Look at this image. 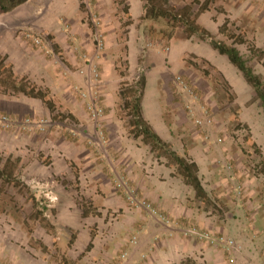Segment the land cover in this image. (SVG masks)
<instances>
[{
  "label": "rangeland",
  "instance_id": "374dc122",
  "mask_svg": "<svg viewBox=\"0 0 264 264\" xmlns=\"http://www.w3.org/2000/svg\"><path fill=\"white\" fill-rule=\"evenodd\" d=\"M199 1L203 2L204 0ZM79 3L83 6V20L90 29L92 40V50L90 52L83 50L75 52L79 56V61L82 62L81 66L69 67L66 65L68 69L65 68L63 65L65 63L64 59L53 42L52 36L41 31L35 21L28 20L18 23L15 30H13L17 33L22 32L23 38L30 40L35 47L42 48L53 63L60 65L62 74L73 81L71 89L78 104L76 105L75 114L63 110V106L59 104L57 98L53 99L54 112L51 114L48 110L46 116L25 115L19 117L0 112V115L13 120H23V122L28 120L34 123L26 128H3L0 125V131L3 132L0 138L3 142L2 145L0 144V167L5 163L10 164L9 167L13 169L12 173L15 177L12 183L0 180V234H3L5 240L8 239L11 243L16 242L19 246L21 245L18 240L24 241V238L35 236L37 239L33 238L34 241L29 243L30 247L41 248L43 252H48L51 249L47 250V247L43 246L42 239H46V241L52 239L56 246L54 250L58 251L57 238L62 239L63 236H66L69 238L68 247L70 248L77 230L70 227H59L56 222L60 218L59 213L56 208L49 205H57L58 203V197L52 194V189L57 187L67 190L73 189L78 193L81 186L84 187L77 179L82 172L83 165L78 163V160L69 158L65 160V165L63 164L60 159L62 153L59 154L61 152L59 149L60 141L73 144L85 143L91 151H94L99 162V168L111 178V186L123 192V188L118 187V184L125 182L123 173L128 171L124 170L123 164L118 161L116 154L110 153L109 148H107L109 143L104 129V118L106 114H111L112 120L117 123L120 130L126 131L128 135L131 119L128 114L131 97L129 95L125 96L126 94H124V98L119 96L121 86L125 89H131L136 86L135 83L140 78L145 79L151 71L155 74L157 70L163 69L164 81L160 85V94L164 122L173 135L182 136L181 141L185 150L189 141L196 142V140H200L199 142H201L206 153L203 163H201L202 173H210V177L213 176L211 182L204 183L205 186L207 185L209 200L201 201L195 198L194 201H191L199 210V220L208 223L212 228H202L194 223H187L184 225L185 227L183 226L184 228L182 227V235L185 238L197 239L203 242L207 248L211 249L213 255L220 257L218 260L221 264H236V258L246 250L248 253H252V246L256 247L258 254H260V251L261 254L263 253L264 260V112L259 101L254 98L253 90L240 77L241 81L249 87V91L248 88L241 89L238 85L235 86L236 92L241 95L242 99L245 98V101H239V105L233 88L214 67L199 59L192 60V56H185L184 59L187 64L196 65V67H192V70L199 80L204 81L205 84H202L206 87L207 96L203 97L199 92L194 91L191 86L195 99L190 97L188 93L178 94L174 79L177 75L182 76V74L173 73L170 69H167L166 50L172 37H184L183 32L180 33V28L165 27L161 39L154 32H147L144 44H147L148 48L143 44L137 57V64L133 69H129L126 60L125 41L127 30L120 28L116 37L118 46L110 50L114 57V63L109 69V76L112 75L115 79L119 78L120 83L117 90H114L113 99L104 102L101 93L102 68L99 63L105 49V36L102 31L101 20L93 9L92 0H79ZM170 4L176 9H180L185 4H189V1L170 0ZM233 5V3H227L226 5L221 0H210L209 11L213 10V15L216 14L222 17L227 15L225 10L233 8ZM115 8L118 11L120 9L124 11L126 8L124 0H117ZM193 9L196 11L198 6L193 5ZM6 13L0 14V17H6V15L3 16ZM121 17L122 24L127 19H125V16L124 18ZM92 18H95L97 26L93 25ZM224 24L223 31L211 35L212 38L226 45H235L232 42L233 39L238 41L242 38L245 42L237 44L238 51L254 74L260 77L264 85V46L258 47V42L256 43L255 40L250 39L251 35H249V38L246 35L252 29L251 20L241 21L237 25L235 21L225 17ZM63 28L68 42L70 44L77 43L78 37L72 32L70 25L64 23ZM95 33L100 36L99 39L102 41L100 50L95 47ZM26 34L39 37L41 39L40 45H36L30 37L25 36ZM201 41L209 44L208 39ZM155 48L158 50H153ZM94 58L95 60L92 62L91 59ZM59 61L63 63L61 64ZM151 64H157L158 66L153 69ZM91 69H94L95 72ZM80 80L82 81L80 82ZM82 92L92 94L102 108V115L97 121L90 119L86 108L90 98L81 97L80 93ZM0 95L3 97V101H11L13 99L11 97L21 94L15 96ZM79 110L85 112L86 117H82L83 115L78 116ZM207 117L210 120L208 125L198 127L194 123L195 119L204 120ZM197 128L201 129L202 132L197 133ZM14 131L25 134L24 136L29 133L37 134L39 144L36 146L24 144L19 149L16 147L14 149L12 147V140L15 138ZM55 140H57L56 144H54ZM56 157L59 160H56ZM50 173L66 174L54 176V179H51ZM39 175H47V178L39 177ZM71 175L76 179H73ZM14 183H16V186L13 185ZM210 184L212 186L208 187ZM126 191L124 192L126 193ZM63 198H68L70 202L74 199L77 208L82 211L78 212L67 206L70 210L63 213V215L68 216L63 217L66 221L74 222V220L79 221L84 218L83 221L91 225L89 228L92 233L99 231L101 236H105L109 230H113L124 235L125 231L122 230L121 225H123L127 212H125L123 206L120 209L117 207L114 210L98 211V208L94 207L91 201L83 196L70 194L63 196ZM129 207L148 214L145 210L136 208L134 205L129 204ZM83 208L87 212L86 216H83ZM155 211L159 217L148 216L157 224L167 223V220L156 209ZM101 220H104V224L101 223ZM225 224H227V233L219 232L216 227ZM237 230H241L240 232L244 236L248 234V238H246L247 236L244 238L248 243L247 246L243 247L241 240L230 237L232 232ZM131 236H135V233ZM219 239H222V242ZM229 241L233 242L231 247L225 244ZM132 242H134V238ZM22 247L26 248V244H23ZM84 255L86 254L83 253L82 256ZM122 255H126L125 252L119 251L114 264L125 261V258L122 259ZM212 258L215 257L212 256ZM50 259H55L54 262L59 261L54 254L51 255ZM66 261L70 264H78L77 260ZM262 264H264V261Z\"/></svg>",
  "mask_w": 264,
  "mask_h": 264
},
{
  "label": "crops",
  "instance_id": "0c3cea01",
  "mask_svg": "<svg viewBox=\"0 0 264 264\" xmlns=\"http://www.w3.org/2000/svg\"><path fill=\"white\" fill-rule=\"evenodd\" d=\"M116 1L92 0L93 9L101 20L102 31L105 36V49L99 61L102 68L101 93L104 102L113 99L114 90H117L120 83L119 78L115 79L112 75L109 76V69L114 63V57L110 50L118 46L116 37L120 28L127 30L125 41L126 60L129 69H133L137 64L139 51L146 41V33L154 32L161 39L163 30L167 27V21L163 19L156 21L142 19L144 16L143 0H124L127 13L121 9L118 11L115 8ZM221 1H224L226 5L227 3L234 4L233 8L225 10L227 15L219 17L216 14L213 15V10H207L197 16L196 22L211 35H215L219 33V28L223 25L225 17L235 21L237 25L241 21L247 22L250 19L252 29L246 33L247 38L251 35L250 39L255 40L256 43L258 42V47L264 46V0ZM5 15L4 18L0 17V56H6L15 76L27 77L38 88L48 89L49 96L53 99L57 98L59 104L63 106V110L75 114L78 103H76L71 89L73 81L62 74L60 65L53 63L42 48L35 47L30 40L23 38L22 32L17 33L13 30H15L18 23L28 20L35 21L41 31L52 36L53 42L64 59L65 63L63 65L65 68L67 66H81L82 62L79 61V56L75 52L81 50L90 52L92 50V40L90 29L83 20L84 13L80 8L79 0H27L23 5L3 16ZM121 16L123 18L125 16V19L127 16L131 23L123 26ZM64 23H68L72 32L77 35V43L70 44L68 42L63 28ZM179 28L182 34V28ZM198 39L196 35L190 38H185V36L181 38L172 37L166 50L167 69H170L173 73H181L192 89L205 97V95L207 96V90L205 85L202 84L204 81L199 80L192 70L193 64H187L184 58L185 56H192V60L205 61L214 67L233 88L237 102L240 105L239 101H245V98H241V95L236 92L235 86L238 85L241 89L248 88L249 91V87L242 82L244 79L241 81V74L225 56L217 53L205 41ZM144 45L148 48L147 44ZM233 46L239 50L237 44ZM94 60L95 58L91 59L92 62ZM59 63L62 64L63 62L59 61ZM151 66L156 69L158 65L151 64ZM149 74L145 77V86L141 98L142 116L162 140L171 144L172 149L177 154L186 155L197 164L201 185L208 196L207 185L205 186L204 183L211 182L213 176L210 177V173H202L201 163L205 158V149L199 142L200 140H196V142L189 141L185 150L181 141L182 136H175L171 133L164 122L161 105L160 85L164 81V71L161 69L157 70L155 74L152 71ZM11 98H13L11 101H3L4 99L0 95L1 113L19 117L25 115L46 116L48 114V109L41 100L24 95ZM77 114L86 117L85 112H82V110H79ZM104 129L109 143V147H107L109 152L116 154L118 161L123 164L124 170L128 171L123 173L127 191L134 192L138 198L150 203L167 220V223L157 224L148 216L149 214L129 207L125 197V189L122 192L111 186V178L99 168V162L94 151H91L85 143L73 144L61 140L59 146L61 152L59 154H62H60V159L64 165L65 160L68 158L76 159L78 163L83 165L82 172L77 179L84 187L81 186L78 193L73 189L67 190L59 187L52 189V194L58 197V203L49 206L56 208L59 213L60 218L56 221L59 227H70L77 230L75 231V239H73L69 248L68 237L57 238L58 251L54 250L56 246L52 239L50 241L42 239L43 246L47 247V250L51 249L48 252H43L41 248L30 247L29 243L37 239L35 236H33L34 239L27 237L24 238V241L18 240L21 245L19 246L16 242L11 243L8 239L5 240L3 234H0V264H70L66 260H77L78 264H114L119 251H124L126 254L125 261L122 264H180L186 259L193 260L195 264H221L218 260L220 257L213 255L211 249L207 248L203 242L197 239L185 238L181 233L182 227L187 223H194L202 228H212L208 223L199 220V210L191 202L195 200L193 189L185 185L178 176H171L172 170L163 165L162 160L158 162L153 157L149 147L144 145L140 139H133L129 137V134L127 135L126 131L120 130L117 123L112 120L111 114L105 115ZM198 132H202L201 129L197 128ZM2 135L3 132L0 131V138ZM24 135L14 131L13 148L19 149L24 144L34 146L39 144L37 134ZM56 142L57 140L54 141V144ZM0 144H3L2 139H0ZM55 159L59 160L58 157ZM65 174L50 173L49 176L54 179V176ZM41 176L47 178V175ZM41 176L39 175V177ZM71 177L76 179L72 175ZM211 186L210 184L208 187ZM70 194L89 199L93 206L98 208V211L114 210L117 207L120 209L123 206V209L127 212L123 225H121L122 230L125 231L124 235L113 230H109L105 236H101L99 231L92 233L89 228L91 225L86 224L83 221L84 218L79 221L74 220V222L66 221L63 217L68 216L63 215V213L70 210L67 206L82 212L77 208L74 199L70 202L68 198H63V196ZM101 223L104 224V220H101ZM226 227L227 224L218 225L216 228L219 232L227 233ZM240 231L232 232L230 237L241 240L243 247H245L248 243L244 238L246 236L248 238V234L244 236ZM112 233L114 235H111ZM134 233L135 236H131ZM133 238L134 242H132ZM89 243L90 247L87 248ZM23 244H26V248L22 247ZM251 250L252 253L244 250L245 252L236 258V264H262L264 261L263 253L261 254L260 251V254H258L256 247L253 246ZM83 253L86 255L82 256ZM53 254L59 261L54 262L55 259H50ZM212 256L215 258L213 259Z\"/></svg>",
  "mask_w": 264,
  "mask_h": 264
},
{
  "label": "trees",
  "instance_id": "16d2710c",
  "mask_svg": "<svg viewBox=\"0 0 264 264\" xmlns=\"http://www.w3.org/2000/svg\"><path fill=\"white\" fill-rule=\"evenodd\" d=\"M27 0H0V14L9 12L15 7L23 4ZM144 1V16L142 19L158 20L163 19L167 21V26L170 28L181 27L185 38L191 36H198L201 40H209V45L217 51L220 55L227 58L231 65H233L243 77L246 84L253 90V95L264 112V85L260 80V77L254 74L253 70L247 65L242 55L233 45H226L224 43L214 40L205 28L200 26L196 22V18L199 14L209 10L210 0H187L189 4H185L182 8L176 9L170 4V0H143ZM193 5H197L198 9L195 11ZM82 10L83 6L80 4ZM127 13V8L124 9ZM126 21L123 26H127L131 23L126 16ZM225 27V24L219 28L221 33ZM233 39V44H243L245 41L241 38ZM196 67L195 64L192 65ZM131 89H125L121 86L119 90V96L124 98L125 96L131 97V104L129 108V121L128 134L133 139H140L144 145H147L152 152L154 158L167 168L172 170L171 176H178L183 183L193 189L195 198L201 201H208L206 192L204 191L199 176L197 164L186 155L181 156L177 154L171 145L162 140L145 121L142 116L141 98L143 95V89L145 86V79L140 78ZM123 88V89H122ZM127 93H123L125 91ZM0 94L15 96L18 94L24 95L29 98H35L42 101V103L48 108L52 114L54 112L53 98L49 96L48 90H42L35 86L27 77H17L12 71L11 64L7 63L6 56H0ZM8 160V159H7ZM10 164L5 163L0 167V180L6 183L14 182L13 169L9 167ZM16 186V183L13 184ZM87 212L83 208V216H86ZM90 247V243L87 248ZM180 264H195L191 259H186Z\"/></svg>",
  "mask_w": 264,
  "mask_h": 264
},
{
  "label": "built area",
  "instance_id": "2783aa9c",
  "mask_svg": "<svg viewBox=\"0 0 264 264\" xmlns=\"http://www.w3.org/2000/svg\"><path fill=\"white\" fill-rule=\"evenodd\" d=\"M92 22H93L94 26H97V22L95 21V18H92ZM25 36L30 37L36 45H40L41 39L39 37H33L30 34H26ZM95 38H96V46L95 47L97 48V50H100L102 48V41L99 39L100 36H98L95 33ZM91 71L95 72L94 69H91ZM174 84H175V87H176L178 94L182 95L184 93H188L190 95V97H192L193 99L196 98L194 96L192 90H191L190 85L185 81V79L182 76L177 75L174 79ZM80 96L83 98H90L89 102L87 103V107H86L87 112H88V115H89L91 120L97 121L101 117L102 112H103L102 108L100 107V105L97 102V99L92 94L87 93V92L80 93ZM187 107H189V106H187ZM203 114H204V112H203ZM194 123L198 127H203L205 125H208L210 123V120L208 117L205 118L204 120L203 119H195ZM31 124H34V123H31L28 120H26L24 122H23V120L22 121L13 120L7 116L0 115V125L3 128H13V127L26 128V127H30ZM118 187H121V188L127 190V188H126L127 185L125 182L118 184ZM126 199L130 205H134L136 208H140V209L145 210L146 212H148V214L151 217H157V216L159 217V215L156 213L155 209L151 206L150 203L146 202L145 200L137 198L132 191H126ZM191 232H193V231H191ZM219 240L222 242V239H219ZM225 244H227L228 247H231L233 245V242L229 241L227 243L225 242ZM124 258H125V255H122V259H124ZM117 264H122V263L119 262Z\"/></svg>",
  "mask_w": 264,
  "mask_h": 264
}]
</instances>
